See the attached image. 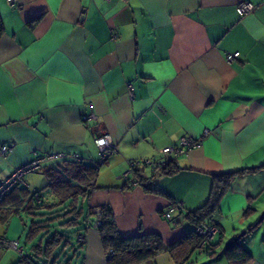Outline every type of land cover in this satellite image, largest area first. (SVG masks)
Masks as SVG:
<instances>
[{"label": "crops", "instance_id": "crops-1", "mask_svg": "<svg viewBox=\"0 0 264 264\" xmlns=\"http://www.w3.org/2000/svg\"><path fill=\"white\" fill-rule=\"evenodd\" d=\"M240 1L254 8L240 16ZM0 23V148L12 147L0 151V180L37 156L43 171L96 165L94 138L103 133L115 145L97 167L96 188L77 200L72 242L85 239L60 264H108L91 225L99 206L112 210L122 238L154 233L170 245L194 231L186 215L205 203L214 176L247 169L214 213L210 250L193 263L231 264L218 252L264 210V166L249 170L264 165V0H0ZM228 52L239 55L230 63ZM89 114L96 119L85 121ZM185 135L202 143L173 172L140 166L135 185L122 177L130 160H158ZM40 170L26 175L29 190L4 198L0 225L31 192L53 195ZM172 201L182 207L167 219ZM0 235L8 238L3 226ZM242 240L249 264H264V219ZM0 264L30 262L0 248ZM142 264L172 261L163 251Z\"/></svg>", "mask_w": 264, "mask_h": 264}, {"label": "trees", "instance_id": "trees-1", "mask_svg": "<svg viewBox=\"0 0 264 264\" xmlns=\"http://www.w3.org/2000/svg\"><path fill=\"white\" fill-rule=\"evenodd\" d=\"M1 28L0 23V32ZM175 161V158L170 159L160 171L173 172L177 165ZM99 164V160L96 165H90L83 161H66L59 169L42 170L52 192L48 191V193L53 195H47V192L44 194L39 191L31 192L30 199L22 209V212L30 217V225L26 233L30 254H21L22 259L27 260L30 264H37L35 260H40L43 264H60V260L66 255V250H77L81 247L77 244L81 242L77 240V243H73L71 237L77 231L71 230V228L79 223L81 215V208L78 207L77 200L78 197H86L96 188L94 184ZM261 166L264 165L249 170L258 169ZM136 171L137 169L134 172ZM245 171L247 169H239L214 176L207 200L199 208L190 211L186 218L192 221L196 227L212 225L218 228L214 221V213L219 208L220 200L235 175ZM138 183H140L139 180ZM16 188L19 187H14L3 196L0 205L4 198ZM22 189L29 190L26 187H22ZM36 193L39 195L38 197H35ZM98 208L101 211L102 220L98 229L101 242L108 255V264H142L154 259L163 251L170 256L172 264H193L197 256L210 250L211 241L202 249L199 247L200 237L195 233V229L170 245H164L160 236L154 233L122 238L117 233L112 210L105 205ZM258 225L259 222H256L248 226L246 233L240 239L235 240V236L230 240L232 243L227 248L225 256L231 264H249L252 261L253 254L242 246L241 241ZM70 258L68 257L64 264H69Z\"/></svg>", "mask_w": 264, "mask_h": 264}, {"label": "built area", "instance_id": "built-area-1", "mask_svg": "<svg viewBox=\"0 0 264 264\" xmlns=\"http://www.w3.org/2000/svg\"><path fill=\"white\" fill-rule=\"evenodd\" d=\"M13 4L14 0H10ZM254 8V5L249 1H240L236 5L237 13L242 16L249 13ZM239 55V52H228L226 54V60L231 62ZM132 89L130 88V91ZM85 121H93L96 119L94 114L84 115ZM210 131L206 129L204 134H208ZM94 142L99 150V161L102 163L107 157L115 151V145L108 134H101L94 138ZM202 143V137H193L189 135L181 136L176 143L162 147V157L158 160L153 159H135L133 162H129L128 168L122 173V177L131 185L138 184V180L134 175L135 169L140 166H147L153 172L161 170L170 159L175 158L177 162L178 157L187 155L192 149L197 148ZM12 150L11 146L4 145L0 148L1 153L9 152ZM45 157L37 156L30 162L16 167L8 176L0 180V202L3 196L14 187H26L29 185L26 181V175L38 171L43 164ZM39 195L36 193L35 197ZM182 207L181 201L170 202L167 209L163 211V216L167 219L172 218L177 211ZM94 220L91 225L99 228L102 224L101 211L96 209L94 212ZM195 233L200 237L199 247L202 249L205 247L218 233V228L212 225H201L195 228ZM85 239L84 234H79L77 240L83 242ZM0 248L1 249H13L20 255L24 253L23 246L20 245L17 239H8L5 236L0 235Z\"/></svg>", "mask_w": 264, "mask_h": 264}, {"label": "rangeland", "instance_id": "rangeland-1", "mask_svg": "<svg viewBox=\"0 0 264 264\" xmlns=\"http://www.w3.org/2000/svg\"><path fill=\"white\" fill-rule=\"evenodd\" d=\"M40 171H42V169ZM37 175L40 174L38 173ZM262 211L259 212L258 215L256 216V221L260 218ZM29 225H30V217L27 214H25V212H20L19 214L13 213L12 215H10L8 221L0 226H3V229L6 231L8 239H17L20 245L23 246L24 251L28 253L29 246L27 245L28 243L26 242V232L27 229L29 228ZM242 241L244 242V240ZM12 251L13 253H18L13 249ZM35 262L37 264H43L40 260H35Z\"/></svg>", "mask_w": 264, "mask_h": 264}, {"label": "water", "instance_id": "water-1", "mask_svg": "<svg viewBox=\"0 0 264 264\" xmlns=\"http://www.w3.org/2000/svg\"><path fill=\"white\" fill-rule=\"evenodd\" d=\"M262 219H264V211H262L260 218L257 222H260ZM246 233V230L241 231L239 234L236 235L235 240H238ZM232 241H226L220 251L218 252V255H225L227 248L231 245Z\"/></svg>", "mask_w": 264, "mask_h": 264}]
</instances>
